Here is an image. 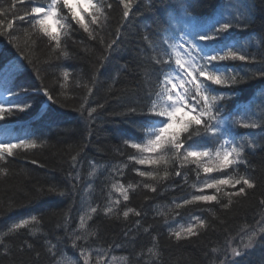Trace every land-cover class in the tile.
I'll use <instances>...</instances> for the list:
<instances>
[{
	"label": "snow or ice",
	"instance_id": "snow-or-ice-1",
	"mask_svg": "<svg viewBox=\"0 0 264 264\" xmlns=\"http://www.w3.org/2000/svg\"><path fill=\"white\" fill-rule=\"evenodd\" d=\"M16 3H24V0H14L11 11L15 20L28 25L24 29V36L34 47L46 40L47 47L54 53L59 50L57 59L69 58V54L62 49V32L67 36L70 31H75L72 27L75 24L90 40L99 39L100 44L105 45L101 66L112 53L117 52L121 29L134 14V9L139 7L137 0H118L122 17L120 27L116 29V38L107 42L101 33L111 22V12L114 10L111 0H27L31 7H26L23 14L15 12ZM144 3L145 0H140V4ZM179 3L183 8V15H167L169 8L165 7L161 17L153 21V27L146 26L147 34L144 39L148 42L146 51L151 52V75L155 78V88L145 96L139 110L136 106L128 109L129 115L142 118L138 122V131L144 133L145 139L141 141L139 138L129 137L123 141L126 148L139 153L129 154V161L137 165L163 166L162 174L158 171L135 169L138 176L161 185L173 176H184L186 181L184 169L189 164L196 166L194 171L198 176L201 171L205 174H219V177L206 175L202 186L195 193L178 203L174 202L177 215L181 214L180 209L188 206L213 202L228 208L233 197H246L248 190L257 187L256 182L248 175L230 174L229 170L234 171L246 162L247 149L255 151L257 148H264V91L261 92L259 114L254 111L252 103L229 108V104H238L237 89L241 84L251 78L264 80V59L257 61L255 55L248 54L240 42L234 39L233 33L234 29L248 25L254 4L244 5V12H220L204 18L193 14L200 0H179ZM152 6H155L154 3ZM64 10H67V15L63 14ZM147 10L151 11V8ZM16 33L13 20H9L6 27L0 21V36L6 37L16 49L15 55L0 63V89H3L0 92V136H3L0 139V163L4 164L9 162L8 158L40 148L45 143L40 136L32 133L13 135L7 127L10 118L27 113L33 107V97L30 96L33 89L18 83V77L35 62L25 51L27 43L25 47H21L17 42ZM236 61L243 64L259 63L260 67L250 75L248 71L233 66ZM63 76L67 80L69 72L64 70ZM92 82L96 83L95 77ZM35 91L42 92L48 102L57 103L50 90L43 85ZM91 91L89 88L88 92ZM83 107L81 105V111ZM95 111L96 109L89 110L90 120ZM238 129L253 131L241 135ZM145 153H150L151 156L145 157ZM76 159L75 156L72 157L73 167ZM32 163L35 164L36 161L33 160ZM3 172L4 169L0 168V174ZM78 178L69 174L70 180ZM137 187L135 184L125 187L119 183L112 186L113 191L118 192L124 202L130 200L129 192H134ZM143 187L150 192H158L157 184L145 181ZM225 188L233 191H225ZM207 190H212V193L208 194ZM40 192L45 194L43 190ZM48 193L65 195L63 191L58 192L55 185L49 187ZM221 193L228 198L227 204H222ZM114 204L120 205V200H115ZM259 205L264 208V199L259 201ZM90 212L98 214V209L91 208ZM104 212L113 213L114 208L106 207ZM129 213L138 217L142 215L140 211L127 208L123 211V217L127 219ZM36 220L37 216L32 215L30 219L11 224L7 232L0 233V244H3L4 236L26 228L30 221ZM136 224L139 225L140 221L137 220ZM83 227L82 220L80 228ZM206 227L204 218L192 215L186 226L170 230L169 237L179 243L200 236L201 229ZM238 235L240 244L233 246L234 240H229L222 249L212 250L219 253L216 256L218 264H242L249 249L258 244L264 247V216L256 221V226L243 228ZM80 239L77 235L73 241L74 247L78 246L76 240ZM28 247L31 248V245ZM149 252L152 250L149 249ZM82 255L84 264H89L88 256L83 251Z\"/></svg>",
	"mask_w": 264,
	"mask_h": 264
},
{
	"label": "bare ground",
	"instance_id": "bare-ground-1",
	"mask_svg": "<svg viewBox=\"0 0 264 264\" xmlns=\"http://www.w3.org/2000/svg\"><path fill=\"white\" fill-rule=\"evenodd\" d=\"M8 1V7L0 9V13H6L0 14V21L4 22L5 27L9 20L14 21L17 29V42L21 47H25V44L27 43L28 47L25 48V51L29 54L30 59L35 62L34 66H29L27 70L18 77V83L25 86H30L33 89V91L30 92V96L33 97L31 101L33 107L27 113H21L16 117L10 118L9 123H13L11 125L12 128L22 130L14 133L13 135H24L25 133H32L34 136H40L41 139L45 141V143L40 148L29 150L28 152H20L15 158H8L9 162L7 164L0 163V168L4 169V172L0 174V180L3 179V177H10L11 180H13L16 177L21 176L22 174L27 177L37 176L35 180L39 181L42 177V175L40 174L45 175L46 171L45 173L44 171H34L30 167L35 168L36 170L41 169V164L43 163L40 162L41 155L39 156L38 154L40 151L43 152V150L51 148L50 150L54 151V153H52L53 162L49 163V157L45 158L44 160L48 163V166H51L55 169H59L61 166V169L64 172V174H62V176H64L61 179V182L64 183V188L61 191H63L65 195H56L53 199H51L53 202L52 204L59 205L60 203H63V209L62 207H58L53 210L48 209L46 206L42 208L37 207L34 208L35 210L32 209L35 212L34 213L31 209L21 208L25 216H37V220L34 221L37 228L30 229L28 231L26 227L4 236L3 244H0V247H2L0 252V259L3 258L2 256L6 254L4 248H9L10 243L11 245L15 243L16 237L22 234L23 230H26L29 233H25L23 238L20 237L22 246L26 247L25 250H28L29 245H38L43 250V253H50V259L52 258L51 264H84V255H82V251L85 255H90V257L88 258L89 264H130L129 258L133 262L134 258L132 256H129L128 258L123 257L122 252L125 250V248H123L118 238L116 239V244L115 239L108 242H102L98 238L100 235L99 230L101 228V220H104L103 217L115 218V220L117 219L119 222H125L129 218L134 217V213H129V217L125 219L123 217V211H125L127 208H132L130 205V200L132 197L139 193L138 189L136 188L134 192L130 191V200L128 202H124L119 193L113 191V184L119 183L124 185L125 187H127L129 184H135L140 185V187L144 188L143 178L137 175L135 169H138L140 171L151 170V167L149 165H137L134 164V162L129 161V154L135 153L139 155V153H136V150L126 148V146H124L123 144L124 139H127L129 137H136L141 141L145 139L144 133L142 131H138V122L142 118L138 115H129L128 109L132 106H136L139 110V107L143 103L145 96L150 90L155 88V78L151 75V52H149L150 54H143V57L146 59V64L145 70H143L144 72L141 75L143 84L141 83L139 85L142 86L141 90L135 92L136 88L135 90H132L133 87H127L126 89H124V91L118 92V94H113L112 91L103 92L99 99L95 100V92L94 89L91 88V93H89L87 90L86 94L83 95L84 97H82V103L70 108H65L64 106L61 107L60 105L62 103L57 97L58 92L55 91L54 88L58 86V90H62L66 87L67 84H70L72 82L73 78H71V72L69 71L77 70L83 72L80 65L74 64L72 62V55L70 54V52H67L66 46L76 42L75 45H78L80 47V51L86 52L88 51L89 44H91L93 41H97L93 43L100 46L102 50H104L105 45H101L100 42H98L99 39L90 40L87 34L84 33L82 29H79L78 26L73 24L72 27L75 29V31H70L67 36H64L62 32V39L64 40L62 49L69 54V58L57 59L59 50H57V52L55 53L52 50H50L49 52L52 57L57 59L56 62H54V67L55 74H58L55 77V86L51 83L54 88H52V86H46L39 78H37V73L35 72L38 66L36 62L37 57L33 55L32 51H35V49H41L45 45L47 46V42L45 40L44 43L42 42L38 47H34L32 45V42L30 40H27V38L24 36V29L27 28L28 25L14 19L11 11V6L13 5L14 0ZM94 2H96V0ZM111 2L113 3L114 10L111 12L110 20H112L113 16L117 14L118 11L120 15L119 21H116V27L118 28L120 27L122 19L121 8L118 7V0H111ZM137 3L139 7H143L146 9L151 8V11L147 10V14L151 13V17L146 20H141L142 22L136 24L139 26L140 30L135 27H131L128 31V37L130 38L135 39V36L137 34H140L139 36H143V40H145L144 36L147 34V28L153 27V21L158 20L161 17V15L163 14V9L165 7L169 8L167 15H183V8L180 6L179 0H163L162 3L160 0H145L144 4H140V0H137ZM153 3L155 5L154 7L152 6ZM246 4H254V8L251 11L254 16L250 15V20L246 27L233 30L234 39L240 42V45L248 54L254 55L253 51H255L257 54L260 53L259 57L263 58L264 51L261 48V35H259V33L255 30L247 31L250 32L253 36L255 34L258 35L257 39L255 36H243L242 33L246 32L245 30L250 27L255 20L258 19L260 13L264 15V0H204L203 3H199V5L195 7L193 14L204 18H210L220 12H224L225 14L232 12L233 14H236L237 10H239L240 12H244V5ZM24 7H31V5L27 3V0H24V3H16L15 12L17 14H23V11L21 10ZM172 9H175V11H173ZM134 11L136 12V8L134 9ZM63 14L67 15V11L64 10ZM129 24L130 23L128 21L125 22L124 26L121 29V32ZM107 29L108 28H105L104 32L101 33V35H103L104 39L107 42H110L111 39L107 34L105 35V31ZM113 35L116 38V30L113 32ZM120 36L122 37V34ZM147 43L148 42L145 40L144 44L146 47ZM15 54L16 49L13 48L12 44L8 42V39L4 36H0V63L6 62L9 56ZM82 57L85 59L82 62V65L84 66L89 65L88 60L93 61L91 59L92 57L84 55H82ZM233 66L248 71L250 75L254 73L247 68H252L254 64H243L240 61H236L233 62ZM122 69H124V67L120 66V71L118 68L113 72L116 75L121 73ZM64 70H67L69 72L67 80H65L63 76ZM46 76L51 78L54 75L46 73ZM95 79L97 87L98 82L101 78L97 77ZM113 79L116 81L117 77H114ZM42 85L50 90L52 96L57 101L56 104L48 102L47 98L43 96L42 92L35 91V89L40 88ZM79 87V84L75 86V88L78 89ZM262 91H264V80L257 78L248 79L245 84H241L237 89L238 104H229V108L233 109L237 106H243L252 103L254 111L259 114V106L262 103ZM81 105L84 106L82 111ZM98 105H101L102 107H98ZM91 109H96V111L92 113V119L90 120L89 110ZM101 112L106 115L111 113L113 115V113L115 112L116 116L114 117H116L119 122L118 129L109 128L110 131H107L108 136L111 140V143L109 145H111L112 147V154L109 155H105L104 151L99 150L95 145L99 132L98 130H101L106 123L104 117L101 116ZM237 131H239L241 135H244L253 130L238 129ZM67 133L71 135L75 134V136L76 134L80 135L83 139V145L70 143L68 144V142H64L62 140V137L60 138L59 136L60 134L65 135ZM68 149H70V153ZM144 155L145 157L151 156L150 153H145ZM169 155L171 154L169 153ZM73 156L77 158L75 167H73ZM261 157L264 159V148H257L255 151L247 149L245 155L246 162L240 164L234 171L229 170V173L234 175H248L251 177L250 173L255 170L253 162H255L254 160ZM61 159L62 162L60 164ZM33 160L36 161L35 164L32 163ZM54 160L57 163H55ZM153 171H158L160 174H162L164 169L155 168ZM70 173L72 177H79L78 179H72L75 183V187H73L74 184H69ZM206 175L219 177L218 173L205 174L201 171L199 176L188 175L187 180L185 181V178L183 180L189 187H194L195 183L202 185ZM173 183L175 184V177L170 180L168 184L164 185L167 186V188H170L172 186L171 184ZM11 187L9 186L8 189H10ZM224 190L233 191V189L229 188H225ZM220 195L221 199H223L221 200L222 203L227 204L228 198L224 197L223 193H221ZM236 198L237 197L232 198L231 204L235 202ZM117 199L120 200V205L118 206L114 204V201ZM51 200L47 204H49ZM159 202V200H155L151 203V207L156 206ZM178 202L180 201H177L176 203ZM170 203L175 205L174 200ZM231 204L229 205V207L231 206ZM94 207L98 209V214L90 212V209ZM106 207H113L114 212L105 214L104 209ZM223 210H227V208H223L221 205L215 204L214 202L205 206H188L187 208L179 210V212L181 213L180 216H182L183 218L182 220L178 219L177 221H175L174 228L178 230L181 226H186L190 221L192 215L201 216L204 219L206 218L207 220H211L212 217L217 216V212ZM56 211H61L59 215L60 217H58L59 219L57 218V220H52L51 218L55 215ZM89 216H91V218H89ZM262 216H264V210L258 204L255 213L251 215V218L248 221L249 224L244 223L243 225H241L234 234L225 238L224 241H220L217 248L215 249H222V246L225 244V242L229 240H234L233 246L240 244L241 241L238 234L240 233L241 229L247 228L249 226H256V221L260 220ZM22 219L27 218H19L17 214L10 213V211L6 212L4 215H0V233L7 232L8 227H10L11 224L17 223ZM50 219L52 220L51 223ZM82 220L84 223V227L80 228ZM140 228V224L137 225L136 220H132V224L127 228V230L136 231V233L130 234L131 239L135 242H142L143 240H145V237H143L145 236V234L140 233ZM203 230L204 229H201V232ZM61 234H63L64 237ZM77 235H79L81 239L76 240V244L78 246L74 247L73 241L75 240ZM155 239L156 240L150 239L148 241V244H146L148 249H144L143 253L147 254L151 259H153V257L155 256V258L160 260L161 253L158 249V239L156 238V236ZM98 247L101 249L99 250ZM256 247L257 245L249 249L248 254L244 258L255 253ZM149 249L152 250L151 253L149 252ZM213 249L208 250L206 257H204V260L202 259L201 264H218L216 256L219 253H214L212 251ZM112 251H115V254L112 255ZM153 253H155L156 255H153ZM145 254L142 256L143 264H153L151 260L147 259ZM261 257L262 258L260 260V264H264V255H261ZM242 264H244L243 261Z\"/></svg>",
	"mask_w": 264,
	"mask_h": 264
},
{
	"label": "trees",
	"instance_id": "trees-1",
	"mask_svg": "<svg viewBox=\"0 0 264 264\" xmlns=\"http://www.w3.org/2000/svg\"><path fill=\"white\" fill-rule=\"evenodd\" d=\"M203 2L204 0H200V3ZM8 5V0H0V9L7 8ZM23 10L24 9L21 11ZM119 17L120 15L117 11V14H115L112 20H110L111 22L108 25V29L105 31V35L107 34L111 40L115 38L113 32L117 28L116 21H119ZM149 17H151V13L147 14L146 8H136V12L134 11V14L128 21L130 24L122 30V37L120 36L119 38L117 52H114L115 54L112 53L114 56H109V62H107L106 65L104 62V67L100 64L103 50L100 46L93 43L97 41H93L91 44H89L88 51L86 52H81L80 47L75 45L76 42L67 45L66 50L72 55V62L74 64L80 65L83 72L77 70L69 71L71 72V78H73V80L62 90H58V86L54 88L55 77L58 74H55L54 62H56L57 59L49 54L51 49L45 44L44 45L46 47L44 46L41 49H35V51H32L33 55L37 57L36 62L38 66L37 69L35 68V72L39 75V79L46 86H52L51 83L54 85L52 88L58 92L57 97L60 99L65 108H70L82 103V97H84L83 95L86 94V91L89 88L94 89L95 100L99 99L103 92L112 91L113 94H118V92L124 91V89L127 87H133L132 90H135L136 88L135 92H137L138 90L142 89V86L139 85L141 83L143 84L141 75L144 72L143 70H145L146 64V59L144 60L143 55L140 56L139 50L142 51L143 48L146 49L147 47L144 44L145 40H143V36L140 37V34H137L135 39L130 38L128 37V31L131 27H135L140 30L139 26L136 24L142 22L141 20L149 19ZM252 30L257 31L259 35H261V48L264 51V15L261 13L258 16V19L252 23V26L248 27L245 30L246 32H243L242 35L246 36L249 34L247 31ZM254 36L256 38L258 37L256 34ZM135 41H138V45L140 47H136ZM253 52L257 57V61L264 59V57H259L260 53L257 54L255 51ZM82 55L92 57L91 59L93 61L88 60V66L82 65V62L85 60ZM120 66H123L124 69L121 70V73L116 74L117 80L114 87L111 88V72L117 70L118 68L120 71ZM257 67H260L259 63H255L251 71L255 72ZM46 73L54 76L51 78L47 77ZM93 77L101 78L97 87L96 83L93 84L92 82ZM77 84L80 85L79 89L75 88ZM101 116L104 117L106 123L101 130H98L99 132L95 145L99 150H103L105 155H109L112 154V147L109 145L111 140L107 131H110L109 128L118 129L119 122L118 119L114 117L116 116L115 112L113 115L112 113L106 115L101 112ZM59 137H62V140L64 142H68V144L83 145V139L78 134H76V136L75 134L71 135L69 133L65 135L60 134ZM50 149L43 150V152L40 151L38 154L39 156L41 155L40 162L43 163L41 164L43 168L40 166L41 169L36 170L35 168L30 167L34 171H44V173L46 171L45 175L40 174L42 177L39 181L35 180L37 176L27 177L22 174L13 180H11L10 177H3V179L0 180V215H4L6 212L10 211V213L17 214L19 218L30 219V217H27L25 214H23L21 208H28L32 210L37 207L42 208L46 206L51 210L58 207H62L63 209V203H60L59 205L52 204L53 202L51 199H53L58 194L48 193L49 187L53 185L57 186L58 192L64 188V183L61 182V179L64 176H62L64 172L61 169V166L59 169H55L51 166H48V163L44 160L45 158L49 157V163L53 162L52 153H54V151H51ZM68 151L70 153V149H68ZM254 161L255 162H253V164L255 170L250 174L251 178L256 182L257 187L255 189L248 190V195L246 197H237L236 200L233 199L235 202L233 201L234 203L231 204L227 210L217 212V216L212 217L211 220H207L205 218L207 227L204 228L200 236L191 238L189 240H184L179 243H177L174 238L169 237V231L176 230V228H174L175 221L178 219L182 220L183 218L182 216L177 215L175 205L171 204L170 202L173 200L174 202H177L183 198H187L190 196V194L195 193L196 189L199 188L198 183H195L194 187H189L183 180L184 176H173V178L175 177V184H171L172 186L174 185L173 188L170 185L171 189L164 185L168 184L170 180L163 182L161 185L156 181L143 178L144 182L146 181L150 184H157L158 192H150L148 189L142 188L140 185H138L137 189L139 193L131 198L130 205L136 211H140L142 215L138 217L134 214V217L129 218L125 222H119L117 219L115 220V218L103 217L104 220H101V228L99 230L100 235L98 239L102 242H108L118 238L123 248H125V250L122 252L123 257L128 258L129 256H132L134 258V262L129 258L130 264H143L142 256L145 254L143 253V250L148 249L146 244H148V241L153 239L155 236L158 239V249L161 253V259L158 260L155 258V256L153 259H151L147 254H145L147 259L151 260L153 264H201L202 259L204 260L208 250L217 248L220 241H224L225 238L234 234L244 223L249 224L248 221L250 220L251 215L255 213V210L259 204V200L264 199V159L261 157ZM54 162L57 163L55 160ZM61 162L62 159L60 160V164ZM150 167L151 170L149 171H153L155 168H163L162 165L158 167ZM195 168L196 166L192 164L185 166L184 172L186 173L187 177L188 175H197V172L194 171ZM71 183L75 185L73 180L69 181L70 185ZM9 186L12 187L8 189ZM40 190H43L45 194H41ZM207 192L212 193V190H207ZM146 196L148 199H145ZM50 200L51 202L47 204ZM155 200H159L160 202L157 203L156 206L151 207V203ZM61 211H56L55 215L51 219L57 220V218L60 217L59 215ZM51 219L50 223L52 222ZM132 220L140 221V233L145 234V236H143L145 237V240L142 242H135L131 239L130 234L136 233L134 230H127V228L132 224ZM34 228H37L36 224L34 221H30L29 225L27 226L28 231ZM145 229H147V231H144ZM25 233L29 232L23 230L22 234L16 237L15 243L12 245L10 243L9 248H4L6 254L0 259V264H51L52 258L50 259V253H43V250L38 245L32 244L31 248L25 250L26 247L22 246L20 240V237L23 238ZM61 235L63 236V234ZM116 242L117 240L115 241V244ZM1 248L2 247H0V252ZM98 249L100 250L101 248L98 247ZM111 254H115V251H112ZM261 255H264V247L258 244L256 247V252L251 256L243 258V262L244 264H260V260L263 257H261ZM87 256L88 258L90 257L89 254H87Z\"/></svg>",
	"mask_w": 264,
	"mask_h": 264
},
{
	"label": "rangeland",
	"instance_id": "rangeland-1",
	"mask_svg": "<svg viewBox=\"0 0 264 264\" xmlns=\"http://www.w3.org/2000/svg\"><path fill=\"white\" fill-rule=\"evenodd\" d=\"M83 7H85V6H83ZM25 8H26V7H24L23 9L25 10ZM24 10H23V12H24ZM244 11H245V10H244ZM197 13H198V12H197ZM251 15H253L252 12H251ZM253 16H254V15H253ZM253 21H254V20H253ZM251 26H252V24H251ZM106 28H108V26H107ZM248 35H250V37L253 36L250 32H249ZM253 37H254V36H253ZM135 45H136V47H140V46L138 45V41H135ZM149 52H150V51H149V50L146 51L145 48H143L142 51L139 50V54H140V56L143 55L144 53H145V54H150ZM111 56H114V54H111ZM143 58H144V57H143ZM144 60H145V58H144ZM107 62H109V60H107V61L105 62V65L107 64ZM105 65H104V63H103V67H104ZM247 68L250 69V70L252 69V68H250V67H247ZM116 76H117V75H115L114 72H111V80H110V83H111V85H112L111 88H113L114 85H115V82H116V81H115L113 78L116 77ZM201 186H202V185H199L198 187H201ZM196 191H197V189H196ZM222 258H223V257H222Z\"/></svg>",
	"mask_w": 264,
	"mask_h": 264
}]
</instances>
